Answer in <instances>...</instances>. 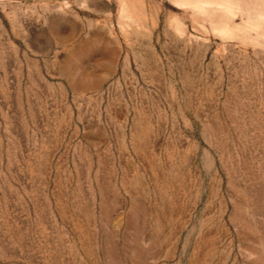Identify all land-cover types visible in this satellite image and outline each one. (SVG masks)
<instances>
[{
    "label": "rangeland",
    "instance_id": "374dc122",
    "mask_svg": "<svg viewBox=\"0 0 264 264\" xmlns=\"http://www.w3.org/2000/svg\"><path fill=\"white\" fill-rule=\"evenodd\" d=\"M0 264H264V0H0Z\"/></svg>",
    "mask_w": 264,
    "mask_h": 264
}]
</instances>
